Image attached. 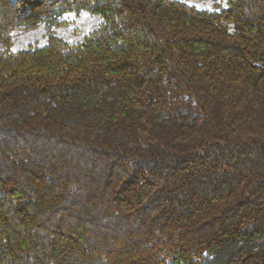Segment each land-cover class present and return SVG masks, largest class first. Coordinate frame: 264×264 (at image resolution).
I'll return each mask as SVG.
<instances>
[{
	"label": "trees",
	"instance_id": "16d2710c",
	"mask_svg": "<svg viewBox=\"0 0 264 264\" xmlns=\"http://www.w3.org/2000/svg\"><path fill=\"white\" fill-rule=\"evenodd\" d=\"M0 43V264H264V0H0Z\"/></svg>",
	"mask_w": 264,
	"mask_h": 264
},
{
	"label": "rangeland",
	"instance_id": "374dc122",
	"mask_svg": "<svg viewBox=\"0 0 264 264\" xmlns=\"http://www.w3.org/2000/svg\"><path fill=\"white\" fill-rule=\"evenodd\" d=\"M188 1L200 8H210L213 4V0ZM101 19L100 15L87 11L67 13L63 16L62 21L58 23L40 24L37 28L29 31L12 33L8 46L11 49H23L29 44L44 45L47 43L50 33L62 36L70 42H80L100 23ZM4 47L5 45L0 43V49Z\"/></svg>",
	"mask_w": 264,
	"mask_h": 264
}]
</instances>
